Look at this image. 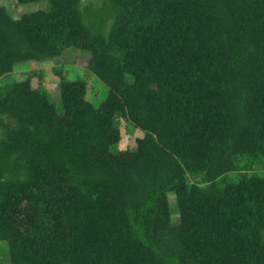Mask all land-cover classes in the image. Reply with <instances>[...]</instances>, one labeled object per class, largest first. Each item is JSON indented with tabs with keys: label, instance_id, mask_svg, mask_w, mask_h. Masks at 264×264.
I'll use <instances>...</instances> for the list:
<instances>
[{
	"label": "trees",
	"instance_id": "1",
	"mask_svg": "<svg viewBox=\"0 0 264 264\" xmlns=\"http://www.w3.org/2000/svg\"><path fill=\"white\" fill-rule=\"evenodd\" d=\"M16 1L47 8L0 7V77L72 48L107 93L91 118L59 75L53 132L29 77L0 88L4 264H264V182L212 183L264 155V0H106V33L81 0ZM117 119L143 131L134 150H112Z\"/></svg>",
	"mask_w": 264,
	"mask_h": 264
},
{
	"label": "rangeland",
	"instance_id": "2",
	"mask_svg": "<svg viewBox=\"0 0 264 264\" xmlns=\"http://www.w3.org/2000/svg\"><path fill=\"white\" fill-rule=\"evenodd\" d=\"M3 7L12 19L22 15L46 9L45 1L36 3L19 4L16 0H0ZM81 10L86 23L96 31L107 32L113 16V11L106 0H81ZM90 54L77 49H65L58 56L37 62H24L15 65L13 70L0 77V88L30 78L33 87H38L43 92L46 104L48 125L51 131L56 132L63 127V113L59 92L58 77L65 80L83 81L87 92L85 97L77 103V108L85 115L94 118L97 107L105 98L107 89L89 70ZM118 69L119 66H118ZM143 131L135 128L130 122L117 119L111 129L110 143L112 150L118 152L125 149L136 148V140L143 136ZM175 172L180 167L171 163ZM182 169V168H181ZM242 177H254L264 182V155L240 156L233 168L218 175L213 184L236 182ZM182 180L189 190L192 186L205 187L207 184L201 178H191L188 175ZM169 207L172 218L175 220L176 207L174 197L169 194ZM7 250L0 243V264L7 260Z\"/></svg>",
	"mask_w": 264,
	"mask_h": 264
}]
</instances>
